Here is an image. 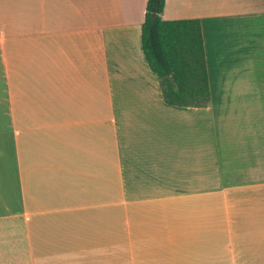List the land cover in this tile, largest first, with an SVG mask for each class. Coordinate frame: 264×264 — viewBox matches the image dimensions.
Segmentation results:
<instances>
[{
  "label": "crops",
  "instance_id": "0c3cea01",
  "mask_svg": "<svg viewBox=\"0 0 264 264\" xmlns=\"http://www.w3.org/2000/svg\"><path fill=\"white\" fill-rule=\"evenodd\" d=\"M146 3L0 0V264H264V0H165L203 108L163 102Z\"/></svg>",
  "mask_w": 264,
  "mask_h": 264
},
{
  "label": "trees",
  "instance_id": "16d2710c",
  "mask_svg": "<svg viewBox=\"0 0 264 264\" xmlns=\"http://www.w3.org/2000/svg\"><path fill=\"white\" fill-rule=\"evenodd\" d=\"M165 0H147L141 50L159 81L163 102L206 107L210 88L201 25L197 19L163 20Z\"/></svg>",
  "mask_w": 264,
  "mask_h": 264
}]
</instances>
